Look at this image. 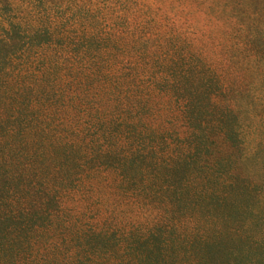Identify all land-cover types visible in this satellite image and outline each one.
<instances>
[{
	"label": "trees",
	"instance_id": "1",
	"mask_svg": "<svg viewBox=\"0 0 264 264\" xmlns=\"http://www.w3.org/2000/svg\"><path fill=\"white\" fill-rule=\"evenodd\" d=\"M201 5L211 18L224 21L225 32L207 36L200 46L184 48V34L156 30L149 10L138 8L134 0H65L61 5L49 6L48 18L27 21L0 3L1 153L13 154L17 162H23L35 153L37 157L44 155L33 147L38 143L60 145L55 155L66 153L73 164L85 167L83 172L89 185L91 179L111 176L105 165L116 163L119 151L125 154L120 165L128 166L135 183L145 171L143 166L157 156L155 151L159 149L160 154L166 151L171 155L169 159L176 157L175 165H164L157 175L182 177L185 168L193 163L186 160L200 154V142L206 136L203 125L210 123L205 120L207 113L202 111L205 96H214L215 87L217 92L231 87L237 92L246 84L256 98V89L249 82L260 70L258 51L264 48V0H203ZM215 39L223 40L221 53L228 55L227 61H209V55L215 53L208 45ZM235 52L251 60L243 61ZM237 99L247 107L248 114L253 113L251 100L259 98L247 101L238 95ZM182 121L192 126V133L191 138L184 139L190 148L181 146L179 150L173 135L178 137L174 128ZM240 135L239 132L236 138L240 139ZM70 148H76L73 155ZM95 161L100 164L96 166ZM95 166L99 172L93 174ZM199 170L201 179L208 180L209 176L221 175L223 168L220 172L208 167ZM117 182L120 185L124 181ZM155 184L154 188L148 186L151 202L158 206L148 205L153 212L157 208L167 209L166 204L162 207L155 200V193L160 190L159 183ZM173 186L169 188L175 189L176 185ZM7 188L5 183L1 201L13 207L17 202L5 197ZM143 195V189L136 190L129 196L130 201L146 207ZM190 200L198 202L201 197L193 194ZM40 206L45 207V201ZM16 208L0 217V226H6L0 233L3 239L13 242L8 252L14 253L12 259L0 258V264H159L158 257L169 244L164 243V234L157 230L153 244L143 240L138 247L119 248V252L109 254L108 250H100L102 245L110 244L102 232L96 234L97 239L81 236L72 243L65 237L54 236L56 230L49 226V253L40 254L38 247L37 255H33L31 242L25 246L28 241L15 239L16 232L10 231L11 227H19L15 220H22L18 216L21 209ZM44 209L35 206L27 215L36 210V217L42 220ZM156 216L154 226L159 227L165 220ZM36 217L29 221L36 224ZM172 221L178 224V219ZM23 227L27 228L26 224ZM32 231L33 228L27 230ZM126 243L129 242L120 241L119 245ZM149 249L158 254L148 258L145 254ZM175 259L178 260L177 256H172L167 261L173 263ZM178 261L189 264L183 259Z\"/></svg>",
	"mask_w": 264,
	"mask_h": 264
},
{
	"label": "rangeland",
	"instance_id": "2",
	"mask_svg": "<svg viewBox=\"0 0 264 264\" xmlns=\"http://www.w3.org/2000/svg\"><path fill=\"white\" fill-rule=\"evenodd\" d=\"M63 1L65 0H0V3H3L6 10H14L16 16L27 21V18H48L49 6L61 5ZM134 1L138 3V8L149 10L156 22V30L184 34V48L200 46L207 41V36L225 32L224 21L218 22L211 18L201 5L203 0ZM139 14L138 12L136 17ZM222 41H210L208 46L214 50L215 55L210 54L209 61L229 59L227 54L221 53L224 48ZM260 49L258 53L262 64L257 76H252L253 80L249 82L253 83L256 98H259L254 102L251 100L253 110L250 112L253 113L247 114V107L237 99L238 95L245 97L247 101L256 99L248 92L246 84L237 92L232 87L223 92H217L218 89L213 88L215 95L210 98L205 96L201 104L202 111L208 115L205 120L210 121L209 125H203V129L206 127V136L200 142L201 152L198 157L186 160L189 164L193 163L185 168L182 177L181 174L178 175L180 178L168 175L161 178L157 175L159 168L163 169L164 165H175L176 157V154L172 155L175 157L171 162V155L166 151L160 154L159 149L155 151L157 156H153V160H148L143 166L145 175H139L135 183L131 176L133 174L127 170L128 166L120 165L125 154L124 151H119L116 163L108 162L105 165L111 176L91 179L89 185L83 172L85 167L73 164L69 157L66 158V153L55 155L60 145L52 144L49 147L48 144L38 143L33 147L44 155L37 157L35 153L28 161L20 160V163L13 154L1 153L0 150V186L3 189L0 192V217L3 213L16 210V207L18 211L21 209L18 216L22 220L14 222L19 227H11L10 230H13L11 233L16 232L15 239L28 241L25 246H29L31 242L33 255H37L38 249L40 254L49 253V247H46L48 237L51 236L49 226L50 230H56L54 236L65 237L72 243L81 236L86 240L97 239L96 234L102 232L100 234L109 238L110 244L102 245L100 250H108L109 254H114L119 252V248L128 250L131 246L138 247L144 241L153 244L158 230L160 234H164V243H169L158 257L159 264H181L178 261L181 259L189 264H264V48ZM237 56L246 62L251 60L243 59V54ZM61 128L68 130L65 126ZM191 128L188 123L183 124V121L174 128L178 137H173L179 150L181 146L190 148L184 139L191 138ZM239 132L240 139L236 138ZM68 150L70 155L76 152V148ZM94 164L98 166L100 162L95 161ZM200 167H208L216 172L223 168V171L221 175L202 180ZM96 172H99L97 168L93 174ZM119 179L124 181L120 185L117 182ZM155 182L160 185V190L155 193V200L160 201L162 207L163 203L166 204L167 209L157 208L153 212L148 206L152 204L148 186L154 188L157 186ZM5 183L8 184L5 197L9 196L11 201L17 202L13 207L10 203L1 201ZM173 184L176 185L175 189H171ZM170 186L173 187L169 188ZM140 189L148 194L143 195L146 207L134 205L130 201L129 196ZM193 194H198L201 200L191 201L190 196ZM42 201H45V207L40 206ZM152 205L158 207L156 203ZM35 206L37 209L45 208L44 219L38 220L36 216H39V212L36 210L31 211L30 216L27 215ZM166 212H169V217ZM155 215L165 220L161 221L159 227L154 226ZM33 216L36 217V224L29 221ZM166 217L170 219L168 222ZM172 218L178 219V224L175 222L177 225H174ZM25 224L27 228L23 227ZM3 228L6 226H0V231ZM30 228H33L31 233L27 232ZM2 236L0 233V258L2 261L3 257L12 259L14 253L8 252V249L13 242ZM102 236L99 238L103 239ZM120 241L129 243L120 247ZM174 248L178 250L175 252ZM157 254L155 250L149 249L145 256L152 258ZM172 256H177L178 260L175 259L173 263L172 260L167 261Z\"/></svg>",
	"mask_w": 264,
	"mask_h": 264
}]
</instances>
